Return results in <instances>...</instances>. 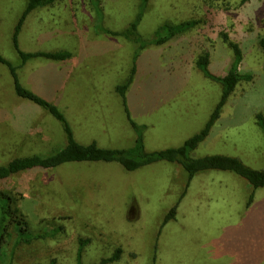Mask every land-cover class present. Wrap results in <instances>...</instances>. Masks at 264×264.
<instances>
[{"label": "rangeland", "instance_id": "obj_1", "mask_svg": "<svg viewBox=\"0 0 264 264\" xmlns=\"http://www.w3.org/2000/svg\"><path fill=\"white\" fill-rule=\"evenodd\" d=\"M27 2L0 0V53L18 66L24 87L59 107L78 142L103 148L134 146L133 123L148 152L199 133L222 86L197 64L208 54L209 70L226 75L234 62L227 35L242 50L240 72L252 79L239 83L192 156L236 157L264 169V0H149L144 10L142 0H57L28 15L19 44L25 52L69 50L73 57L22 65L13 38ZM141 13L145 39L165 23H198L141 49L113 34ZM131 76L127 112L117 88ZM65 145L61 122L18 96L11 70L0 63V165ZM1 193L12 196L32 231L60 232L31 244L9 240L0 264L11 254L13 264H92L117 248L121 257L109 264H264V186L253 189L231 171L207 170L188 183L182 166L164 160L133 171L117 162H69L0 180ZM177 204L175 218L165 221Z\"/></svg>", "mask_w": 264, "mask_h": 264}, {"label": "trees", "instance_id": "obj_2", "mask_svg": "<svg viewBox=\"0 0 264 264\" xmlns=\"http://www.w3.org/2000/svg\"><path fill=\"white\" fill-rule=\"evenodd\" d=\"M57 0H28L27 5L20 17L14 33V47L22 59V65L33 57H44L52 60H67L73 56V53L69 50H60L55 52H25L21 49L19 44V34L24 26V23L28 15L36 9L47 7L55 3ZM247 0H242L246 2ZM149 0H142V8L144 10L147 7ZM142 13L136 18L135 21L125 31L121 33H113L117 35H123L131 42L138 43L139 48H144L148 45H163L170 41L175 36L191 29L197 25V20L183 21L179 24L165 23L159 27L154 35L150 39H145L139 33V24L141 21ZM229 42V46L234 51V62L228 73L224 76H218L213 74L209 70V55L206 54L198 61V67L203 74L220 83L222 86V96L215 107L213 113L210 116L206 126L199 132L187 139L183 145L176 148H167L161 151L148 152L145 148L144 138L141 134V128L134 127L138 132V137L134 146L130 148L118 149V148H103L100 147L97 142H91L89 144H82L75 138L72 126L64 113L58 106L54 105L47 99L39 96L31 90L24 87L18 77V66L13 65L8 59H6L0 53V63L9 67L12 72L15 81V91L18 96L33 101L41 106L44 110L49 112L53 117L61 122L64 130L66 145L49 155H41L35 153L28 156L17 157L10 160L6 164L0 165V180H5L14 174L30 171L34 169H55L62 164L69 162H117L121 164L126 170L133 171L140 167L151 164L160 160L177 163L182 166L188 173L189 181L194 176L207 170H223L231 171L237 175L245 178L253 189H257L264 186V169H254L246 165L242 160L236 157L224 156V155H208L204 157H193L192 152L197 148L199 143L209 135L213 125L219 119L222 113V109L226 104L228 98L236 90L237 86L242 80H251L252 75L242 74L239 70V66L242 62L243 53L240 46L229 41L228 36H225ZM259 45L264 52V36L259 39ZM20 67V66H19ZM135 70L133 69V73ZM133 82L131 76L125 84L118 86L117 90L123 97L126 108L127 107L126 93ZM262 119V116H259ZM253 194H251L250 200H253ZM12 196L1 193L0 195V257L4 254L3 250L6 247L9 240L14 239V245L31 244L34 241L46 239L48 237H55L60 228L48 229L44 228L40 231L34 232L30 229L29 223L20 212L19 208H13ZM178 204L171 209L166 216L165 221L175 218ZM86 241H80V250L82 252ZM122 253L121 248H117L111 257L102 258L98 263L92 264H109L120 259ZM7 264H13V254L8 258Z\"/></svg>", "mask_w": 264, "mask_h": 264}, {"label": "crops", "instance_id": "obj_3", "mask_svg": "<svg viewBox=\"0 0 264 264\" xmlns=\"http://www.w3.org/2000/svg\"><path fill=\"white\" fill-rule=\"evenodd\" d=\"M72 57H73V56H72ZM72 57H71V58H72ZM199 174H200V173H199ZM197 175H198V174H197ZM194 177H195V176H194ZM194 177H193V178H194ZM188 183H190L189 178H188ZM188 186H189V184L187 185V187H188ZM186 189H187V188H186ZM185 193H186V191H185ZM183 194H184V193H183ZM183 194H182V195H183ZM178 204H179V203H178Z\"/></svg>", "mask_w": 264, "mask_h": 264}]
</instances>
